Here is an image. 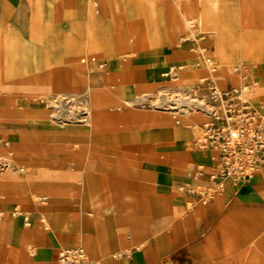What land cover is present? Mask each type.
Here are the masks:
<instances>
[{"label":"crops","instance_id":"1","mask_svg":"<svg viewBox=\"0 0 264 264\" xmlns=\"http://www.w3.org/2000/svg\"><path fill=\"white\" fill-rule=\"evenodd\" d=\"M108 1L100 0V4L106 8ZM185 1L189 4L190 0ZM89 2L92 4L93 0ZM199 2L200 15H197L193 9L184 11V0H172L171 6L179 16L172 19L161 17L158 26L162 30V46L167 49L174 41L175 31H179L184 36L183 41L194 40L216 48L220 34L228 33L236 43L242 42L245 47L253 49L254 56H250L253 60L248 66L254 77L264 85V0ZM147 4L151 8L163 7L167 0H147ZM58 9L64 12L63 23H58ZM82 19L86 21V0H62L60 3L56 0H0V33L4 35L7 45L10 42H19L20 45L21 42L26 49H34L35 52L30 54L34 56L35 71L39 69L36 63L39 53L44 56L46 67L59 63L60 60L54 58L58 46L56 35L64 29V23L71 31L86 26ZM89 26L93 32L89 34L87 44L93 47L92 50H101L109 61L117 59L121 63L132 54L115 45L112 34L103 22L93 18ZM205 35H209L210 39ZM40 37L46 42V46H42L45 50L41 49V52L37 48ZM48 50L52 53L49 54ZM200 50H206V54H200L202 58L205 55L213 60L217 58V51ZM172 68L167 70L165 76ZM75 69L76 75L90 79L91 73L87 68L76 64ZM207 70L200 73L209 76ZM184 71L179 70L174 76ZM228 72L231 71L224 67L223 81L227 79ZM99 75L110 81L104 70ZM150 77L155 78L153 69ZM223 81L221 87L224 86ZM160 90L159 93L164 91L168 95L169 106L164 114L147 117L145 121L161 130L160 134L152 135L150 139L175 140L170 151L164 154L165 162L155 164L154 159L160 153L153 154L149 167L151 173L147 177L139 175L134 179L137 182H132L131 192L118 195L109 209L92 193L91 176L86 174L83 180L86 205L79 212L72 207L70 211L71 225L78 236L70 231L71 226L60 227L59 221H54V228L49 222L44 228L41 226L45 223L44 217L52 221L60 215V211L54 210L46 201L39 200L36 202H41L39 205H33L18 194L0 199V264H57L62 250L79 246L96 264H264V167L245 183L225 179L222 189L210 203L199 204L189 210L187 205L191 198L178 192L175 186L188 180L195 187H213L207 177L197 180L191 174L199 167L209 172L217 154L196 146V149H192L187 145L195 134L194 144L200 137V129L196 132L188 128L198 124L201 126L207 119L205 113L201 110V115L181 117L178 112L184 105L177 104L176 97L173 98L178 91L176 84L168 82ZM193 96L201 103L200 107L207 105L204 98L194 93ZM262 96L264 93H256V105H260L264 99ZM96 97L98 94L90 99L93 108H97L93 102ZM172 117H180L182 127L179 130H172ZM97 119L92 117V120ZM86 122L82 123L86 127V134L71 135L67 139H90L103 127L99 125L93 134ZM55 130L60 138L66 139L65 126H58ZM7 155L6 150L0 149L1 163L7 160ZM37 161L28 162L33 173L23 177L34 178L48 185L34 188L37 194L52 193L51 179L42 173L41 164ZM6 177V183H10L19 176L12 173ZM195 198L199 199L200 196ZM28 246L34 250L30 255H27Z\"/></svg>","mask_w":264,"mask_h":264},{"label":"rangeland","instance_id":"2","mask_svg":"<svg viewBox=\"0 0 264 264\" xmlns=\"http://www.w3.org/2000/svg\"><path fill=\"white\" fill-rule=\"evenodd\" d=\"M56 1L60 3L62 0ZM171 2L167 0L165 6L151 8L147 0H109L104 8L100 0H93L92 4L86 0V21L81 20L86 22V26L71 31L64 23L63 28L69 30L63 29L56 35L58 46L54 58L60 60L59 63L46 67L45 58L39 53L37 71L33 67L34 56L30 54L35 52L34 49H26L21 42L20 45L19 42L7 45L0 33V149L7 151L11 161L9 167L0 161V199L18 194L33 205H39L41 202H36L46 199L45 203L59 210L60 215L52 221L47 218L41 226L44 228L49 222L54 228L55 222L59 221L60 227L71 226L70 231L78 236L71 225L70 211L72 207L79 212L86 205V186L83 185L86 174L91 176L92 193L109 209L118 195L131 192L132 182H137L134 179L151 173L149 167L153 154L160 153L154 159L155 164L165 162L164 154L170 151L175 140L150 139L152 135L160 134L161 130L145 121L147 117L164 114L167 94L164 91L159 93L164 84L172 81L178 90L194 93L206 102L207 85L202 84L210 77L220 90L251 85L257 93H264V85L254 77L249 61L242 60V55L234 61H238L243 69L239 68L235 75L229 65H225L231 72L223 81L224 67L218 68V58L213 60V72L207 70L209 76L200 73L206 70L200 49H211L213 53L216 51L214 45L183 41L184 36L175 31L174 41L165 49L161 44L162 30L158 24L162 16L169 19L179 16ZM183 8L184 11L193 9L200 15L199 0H190L189 4L184 0ZM58 11V23L65 22L64 12ZM165 12L169 14L164 15ZM93 18L103 22L116 46L132 53L123 63L117 59L109 61L101 50L94 51L92 46H88L87 38L93 32L89 21ZM205 38L210 39V36L205 35ZM37 44L40 45L37 47L40 52L45 50L42 46H46V42L41 37ZM48 53L51 54V50ZM191 59L193 61L188 62ZM76 64L89 70V80L76 75ZM176 66H183L185 71L172 78L166 77L167 70ZM151 68L155 78L150 77ZM103 70L110 81L99 75ZM234 75L240 80L242 78L243 83H238ZM88 87L96 91L95 95L98 94L93 101L97 108L92 107L89 97L72 95L84 93ZM57 91H62V94ZM58 94L63 97L57 99ZM260 104H264V99ZM92 117L101 118L103 127L90 139H67L71 135L86 134L82 123ZM62 120L65 121L66 139L60 138L55 130ZM181 127L180 117H172V130ZM199 129L200 124L188 128L196 132ZM196 135L187 144L192 149H196ZM29 161L41 164L42 173L51 179L52 193L37 194L34 188L48 185L23 177L33 173ZM12 173L28 180V184L12 186L6 183V176ZM185 184L194 190L203 189L185 180L175 186L181 194H185L180 191ZM27 251L26 254L30 255L34 250L28 246Z\"/></svg>","mask_w":264,"mask_h":264},{"label":"built area","instance_id":"3","mask_svg":"<svg viewBox=\"0 0 264 264\" xmlns=\"http://www.w3.org/2000/svg\"><path fill=\"white\" fill-rule=\"evenodd\" d=\"M206 50L200 52L205 53ZM208 70H214L211 57H204ZM183 67L172 68L166 76H174ZM207 105L200 107L206 115V121L200 126V137L196 147L215 152L214 165L209 172L198 168L191 176L201 180L208 178L213 187L194 190L188 184L180 191L191 198L188 209L193 210L199 204L210 203L222 189L225 179L236 183H245L264 167V104L256 105L254 97L257 90L251 85L231 87L220 90L216 83L206 79ZM200 198L196 199L195 196ZM43 199L41 202H45ZM57 264H96L89 260L82 246L61 251Z\"/></svg>","mask_w":264,"mask_h":264},{"label":"bare ground","instance_id":"4","mask_svg":"<svg viewBox=\"0 0 264 264\" xmlns=\"http://www.w3.org/2000/svg\"><path fill=\"white\" fill-rule=\"evenodd\" d=\"M200 3V2H199ZM215 10V9H214ZM189 16V15H188ZM191 16V14H190ZM193 20V19H192ZM187 24V23H186ZM216 55L218 58V68H223L225 65H229L230 70L234 73L235 71H238L239 68L243 69V66L238 64V61H234V58H241L242 55V60L244 61H252L253 59L250 58V56L253 58L254 53H253V49H249L247 47L244 46V43H236L233 39L232 36H230L228 33H221L220 37H219V42L218 45L216 47ZM242 52V54H240ZM119 53H121V51H119ZM215 69V68H214ZM210 72H213V70H209ZM235 74V73H234ZM236 75V74H235ZM233 76L235 78V80L238 83H243V79L239 77L236 78V76ZM241 81V82H240ZM131 82V81H130ZM85 90V89H84ZM166 90V89H165ZM94 92H96L94 89L92 88H87L85 90L84 93H79L76 92L74 94H72L73 96H86L89 97L90 99L94 98L96 95L94 94ZM191 92H185L184 90L180 91H176L175 96L173 98L176 97V103L180 104V105H184L181 106L180 111L178 112V115H180L181 117L183 116H190L193 114H199L201 115V110L198 109V107L201 106V103L196 99V97L193 96V93ZM62 94V93H61ZM61 94L56 95L57 99L58 97H63ZM168 96V95H167ZM60 98V99H61ZM168 99L169 97L166 98V107L169 106L168 104ZM143 100H146L145 98H143ZM201 100V99H200ZM206 105V104H205ZM97 106V105H96ZM177 106V105H176ZM168 110V109H167ZM99 119V122H98ZM97 120H90L86 122V125H88L89 127H91L92 129V133L94 134V131H96L97 127L99 125H102L101 122H103L102 119L98 118ZM12 120V119H11ZM58 125L60 127L65 126V122L62 120L60 123H58ZM62 130V129H61ZM63 132V131H62ZM2 163H5L8 167L10 166L11 161L9 160V158L7 157V160L3 161ZM17 180H12L10 181V184L13 186H24L28 184V180H25L23 177H16ZM44 185L46 186V184L44 183ZM46 218L44 217V222Z\"/></svg>","mask_w":264,"mask_h":264}]
</instances>
